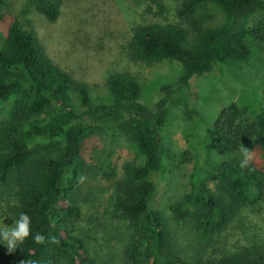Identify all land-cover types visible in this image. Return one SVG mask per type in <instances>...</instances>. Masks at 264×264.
<instances>
[{"label": "trees", "instance_id": "1", "mask_svg": "<svg viewBox=\"0 0 264 264\" xmlns=\"http://www.w3.org/2000/svg\"><path fill=\"white\" fill-rule=\"evenodd\" d=\"M64 1L28 0L48 23L57 20ZM168 1L180 3L178 22L139 24L126 46L132 62L174 61L183 69L174 85L160 88L152 106L140 102V82L128 72L111 74L105 81L110 101L94 103L89 87L54 64L33 32L18 22L9 26L0 47V101H13L0 120V194L11 197V220L26 213L31 229L15 251L0 245V264H96L77 234V189L85 171V143L94 126L103 124L124 132L142 158L126 165L114 184V211L131 226L122 264H264V246L221 258L197 257L195 263L175 252L166 216L153 206L152 179L162 166L159 132L172 96L217 64L246 58L247 37L264 42V18L251 28L245 25L264 12V0ZM4 9L0 0V18ZM184 110L187 118H198L188 101ZM45 114L50 119L40 123ZM249 141L264 156V108L253 117L236 104L223 108L214 121L211 147L231 158L209 171L213 187L202 184L172 207L175 220L190 224L195 246L209 247L242 210L263 205L264 165L251 162V171L241 169L235 156ZM37 233L43 241L33 239Z\"/></svg>", "mask_w": 264, "mask_h": 264}, {"label": "rangeland", "instance_id": "2", "mask_svg": "<svg viewBox=\"0 0 264 264\" xmlns=\"http://www.w3.org/2000/svg\"><path fill=\"white\" fill-rule=\"evenodd\" d=\"M3 1L0 47L11 23H20L33 32L54 64L89 87L94 103L110 101L105 81L116 72H128L138 78L142 89L140 102L146 106L158 101L160 88L174 85L183 72L174 61L135 63L126 54L135 26L178 22L179 2L65 0L57 20L48 23L28 0ZM263 18L264 12L256 13L245 25L251 28ZM246 43L249 48L246 58L217 64L213 72L191 78L174 93L159 132L162 166L152 175L153 206L166 216L173 250L193 263L197 257L221 258L244 248L264 246V203L256 209L242 210L206 248L195 246L188 222H179L172 216V207L185 194L197 193L202 184L213 187L208 179L209 171L231 158L217 154L211 147L213 125L219 112L236 104L245 107L253 117L264 108V42L247 37ZM12 101H0V120L7 117ZM185 101L196 111V120L187 118ZM49 119L50 115L45 114L37 120L43 123ZM242 145L253 151L251 162L264 165V156L254 142ZM84 148L85 171L77 189L81 212L77 234L96 264H122L131 226L114 211V184L123 178L126 165L139 164L142 158L125 133L111 124L94 126L93 136ZM235 156L241 158L240 148ZM10 200L7 192L0 194V226L2 222L5 226L14 223L7 205Z\"/></svg>", "mask_w": 264, "mask_h": 264}, {"label": "clouds", "instance_id": "3", "mask_svg": "<svg viewBox=\"0 0 264 264\" xmlns=\"http://www.w3.org/2000/svg\"><path fill=\"white\" fill-rule=\"evenodd\" d=\"M240 152V168L251 171L250 164L253 158L251 153L253 151L248 150L241 144ZM13 220L14 223L12 226H5L3 222L2 226H0V245L6 247L9 253L15 251L24 243V241L30 236L31 229V218L28 214L21 212L19 217ZM33 239L36 242L43 241V237L38 233L33 235Z\"/></svg>", "mask_w": 264, "mask_h": 264}]
</instances>
